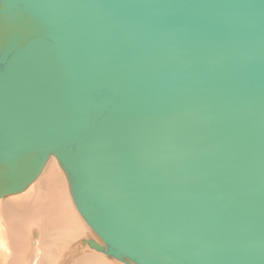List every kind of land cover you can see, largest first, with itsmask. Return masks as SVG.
<instances>
[{
  "label": "water",
  "instance_id": "water-1",
  "mask_svg": "<svg viewBox=\"0 0 264 264\" xmlns=\"http://www.w3.org/2000/svg\"><path fill=\"white\" fill-rule=\"evenodd\" d=\"M52 156L92 248L264 264V0H0V198Z\"/></svg>",
  "mask_w": 264,
  "mask_h": 264
},
{
  "label": "bare ground",
  "instance_id": "bare-ground-1",
  "mask_svg": "<svg viewBox=\"0 0 264 264\" xmlns=\"http://www.w3.org/2000/svg\"><path fill=\"white\" fill-rule=\"evenodd\" d=\"M50 160L44 168L45 176L30 192L0 198V264H114L108 258L112 256L104 252L107 258L98 250V253L93 250L81 252V246L92 248L87 242L91 238L80 239L88 235V227L72 206L63 187L62 174ZM53 168L57 170L51 175ZM14 195L17 197H9ZM36 227L42 231L40 244L44 252L33 258L28 254L29 235L37 237ZM35 251L38 252V248L32 249V253Z\"/></svg>",
  "mask_w": 264,
  "mask_h": 264
},
{
  "label": "rangeland",
  "instance_id": "rangeland-1",
  "mask_svg": "<svg viewBox=\"0 0 264 264\" xmlns=\"http://www.w3.org/2000/svg\"><path fill=\"white\" fill-rule=\"evenodd\" d=\"M56 159V157H54V156H52L51 157V160L50 161H52V162H54L55 164H56V167L58 168V170H59V172H60V174H62L61 176H62V180L65 182V184H63V187H64V189H65V191H66V194H67V196H68V198H69V200H70V202L72 203V206L74 207V209H75V211H76V213L78 214V216L80 217V219L82 220V221H85L82 217H81V215L79 214V212L77 211V209H76V207H75V205H74V202H73V199H72V197H71V195H70V191H69V184H67L68 183V180L66 179L67 177L65 176V173L62 171V169H61V167L59 166V163H58V161L57 160H55ZM48 165V164H47ZM58 165V166H57ZM57 168L55 169V168H53L52 169V173H51V175H53V172H55L56 170H57ZM45 170L43 171V173L40 175V177L25 191V192H23V193H21V194H25V193H28V192H30L31 191V188L35 185H37L38 183L37 182H39L44 176H45ZM55 174V173H54ZM66 179V180H65ZM67 181V182H66ZM69 191V192H68ZM9 197H17V195H14V196H9ZM9 197H6V198H9ZM71 198V199H70ZM85 223V225L88 227V235H86V236H82L80 239H82V238H93L94 237V239H96L97 237L95 236V234H94V232L92 231V229L90 228V226H88V224L86 223V221L84 222ZM34 231H37V233H38V235H37V237H34L32 234H30L29 235V239H30V249H29V251H28V254L30 255L29 257H33V258H37V257H39L41 254L43 255V252H44V248H43V246L40 244V241H41V239H42V231H41V229L40 228H38V227H36V228H34ZM33 231V232H34ZM93 233V234H92ZM91 236H93V237H91ZM96 237V238H95ZM98 239V238H97ZM96 239V240H97ZM80 241V240H79ZM97 241H99V240H97ZM88 245V244H87ZM38 248V252H33L32 253V249L33 248ZM82 248V250H81V252H83V251H90V250H93L94 252H96V253H98V252H100V251H98L97 252V250H95V249H93V248H90V247H88V246H81ZM91 252V251H90ZM100 253H102V252H100ZM100 255H102V256H104L105 258H107L108 256L107 255H105L104 253H102V254H100ZM109 259H111L113 262H114V264H124L123 262H120L119 260H117V259H115V258H112V257H108Z\"/></svg>",
  "mask_w": 264,
  "mask_h": 264
}]
</instances>
